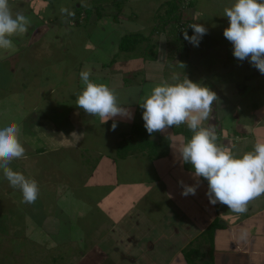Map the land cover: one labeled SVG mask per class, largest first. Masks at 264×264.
I'll use <instances>...</instances> for the list:
<instances>
[{
  "label": "rangeland",
  "instance_id": "obj_1",
  "mask_svg": "<svg viewBox=\"0 0 264 264\" xmlns=\"http://www.w3.org/2000/svg\"><path fill=\"white\" fill-rule=\"evenodd\" d=\"M188 1L192 2V9L199 11L198 16L204 22H207L208 18L209 22H214L216 18L223 16L224 7L233 2ZM60 2H68L66 8L70 12H75L74 5H80L83 22L75 25L74 14L70 15L72 23L69 24V15L60 12L56 20H44L48 26L58 24L59 32L56 38L60 39L47 37L41 47L46 49L47 53L40 54L41 52L37 51L30 57L28 55L32 52H29L20 54L22 57L4 58L3 61L0 59L2 67L7 66V62L9 66L18 61L22 65L13 75L0 72V85H3L0 87V124H18L26 112L24 98L29 97V94L24 96L28 91L20 86L27 84L24 82L27 81L28 74L37 73L36 79L41 84L40 87L58 80L59 90L64 92L71 84H76L77 87L78 84L83 85L80 72L85 70H91L90 79L95 83H110V88L116 89V95L126 93L124 99L118 98V103L128 107L133 113V118L116 119L117 127L112 130V119L103 124L101 121L90 124L92 115H79L88 123L85 128L81 127L82 131L76 132L83 133L84 139L78 148H70L67 152L61 149L59 152L63 157H67L63 160L68 162L69 166L60 169L59 175L51 171L54 173L52 190L48 189L46 181H41L43 171L34 169L38 174L32 179L37 181L40 191L32 204L23 203L20 190L11 187L0 172V264H211L209 243L202 240L200 232L196 233L201 227L196 217L199 215V209L203 208L205 218H208L207 215L212 217L215 213L218 214L219 220L226 224L225 228L217 233L219 242L215 244L213 251L214 264H264V255L256 257L250 253L251 257L247 256L250 246L261 241L259 225L254 221L257 216L253 218V224L249 220L246 225L247 221L243 217L245 212H231L226 205L220 203L215 204L212 213L206 212L212 210V206H208L205 211L206 201L209 200L206 196L207 188L204 193L198 192L203 187L202 178L195 195H180L183 200H177L175 203L171 193L173 188L182 189L178 181L183 180L191 185L196 183V180L191 171L173 167L166 172V182H159L158 178L167 168L165 166L172 162L170 155L165 160L155 162L143 159L141 168L140 164L138 168L134 163V157L123 161L115 155L117 143L130 131L132 122L143 121V109L139 102L144 93L162 80L169 79L174 73H178L181 78L185 74L192 81L206 85L216 92L218 100L212 105L209 122L206 121L205 124L217 126L222 132L219 143L227 148L235 145L233 151L236 152L251 150L257 140H264V75L248 60H237L233 55L232 44L225 37L213 42L214 46L211 48L208 47L206 35L202 37L198 47L188 42L183 52H176L172 59L165 58L167 62L163 70L170 73L164 75L156 67L163 65L162 61L167 54L166 35H153L152 43L157 41L156 60L148 63L138 62L134 53H120L114 65L109 67L110 77L107 80L103 78L107 70L103 72L100 64L108 62L118 51L117 43L124 33L150 32L158 21L156 9L163 0H118L117 3L115 0ZM70 3L72 8H69ZM43 10L48 11L46 7H43ZM209 11L211 17L207 14ZM64 18L65 23L62 21ZM51 20L54 21L48 24ZM204 22L199 21L206 26ZM13 43L18 42L13 40ZM141 46H146V43ZM2 51L0 50L2 54L5 53ZM25 60L28 62V66H25L28 69L23 72L26 70L22 69ZM173 66L175 70L171 72ZM138 69V77H131ZM125 77L128 81L124 83ZM30 80L29 77L28 81ZM81 90L82 88H78L76 93ZM41 93L43 94V89ZM73 101L74 105L70 109L79 108L76 100ZM79 119L80 117L75 121L77 127ZM235 130L249 135L239 138L233 134ZM174 139H177L178 143L179 135ZM175 145L176 143L173 144ZM98 153L111 155L107 157L108 160L104 158L99 162ZM170 153H174L173 150H170ZM64 165L67 164L64 162ZM172 179L176 184L172 183ZM152 182L156 183L155 187L150 185ZM4 183L10 188L5 194ZM178 196L174 198L179 199ZM193 199L196 200L195 206L191 208L188 204L193 205ZM263 200L264 195L250 201L248 208L253 209L251 205ZM222 214L226 216L223 217ZM184 216L191 223L189 229L185 223L180 224L178 221L184 219ZM241 218L242 221H236ZM230 225L240 229L239 234L249 236L251 243L246 242L244 250H240L241 242L234 243L228 235H224L231 234ZM157 229L159 231L155 234ZM192 229L196 230L195 233H191ZM240 238L238 235L237 240ZM190 241H193L191 245ZM190 246H199L202 254L199 257H191V261L187 262L181 250ZM59 253L65 254L64 257L60 258Z\"/></svg>",
  "mask_w": 264,
  "mask_h": 264
},
{
  "label": "clouds",
  "instance_id": "obj_2",
  "mask_svg": "<svg viewBox=\"0 0 264 264\" xmlns=\"http://www.w3.org/2000/svg\"><path fill=\"white\" fill-rule=\"evenodd\" d=\"M61 13L74 15L61 7ZM228 26L223 29L224 37L233 46V55L239 61L249 63L264 75V0H233L223 9ZM199 21L200 17L194 18ZM30 20L20 12L13 14L9 0H0V50H13L11 37L26 34ZM193 29L189 36L183 29L184 40L198 47L207 28L198 22L189 24ZM181 66L184 68V64ZM91 70L80 72L83 89L75 93L76 105L84 113L98 116L101 123L113 120L112 130L117 127L116 117L131 120L133 113L118 103L115 90L103 83L90 79ZM218 100L215 91L194 82L178 73L146 91L139 102L143 109L142 119L149 135L167 133L170 128L186 125L192 133L182 138L173 147L174 156L181 163L190 164L194 184L178 183L181 195H195L200 179L207 181L206 196L212 205H226L231 212L243 214L250 201L264 195V140H257L246 152L233 151L217 143L218 136L213 125H206L212 113V105ZM20 128L15 123L0 126V172L13 188L22 193V202L32 204L39 195L35 179L26 177L10 165L13 160L25 155L19 140Z\"/></svg>",
  "mask_w": 264,
  "mask_h": 264
},
{
  "label": "crops",
  "instance_id": "obj_3",
  "mask_svg": "<svg viewBox=\"0 0 264 264\" xmlns=\"http://www.w3.org/2000/svg\"><path fill=\"white\" fill-rule=\"evenodd\" d=\"M163 1H165V0H163ZM231 3L229 2V5ZM67 4H68V2L63 3V2H60V0H9V6H10L13 14L15 15V13H17V12L22 13L23 15H25L30 20V25L28 27V31L26 34L11 37L12 40H15L18 43L14 44L13 50H3L2 52H5L3 54L0 52L1 61H3L4 58L22 57L20 55L22 53L28 54L29 52L30 53L32 52L31 54L28 55L30 57H32L33 54H36L37 51H40L41 52L40 54H42V52L47 53L46 49L41 48L43 46L42 44L44 42H46L47 37L51 38V36H52L53 39H59V38H56V34L59 32V28L57 26L58 24L57 25L50 24V26H48L44 20H50V19L56 20L58 18V15L61 12L60 11L61 7L66 8ZM69 6H70L69 8L73 7V5L71 3L69 4ZM43 7L44 8L46 7V9H48V11L44 12ZM76 7H80V5H74L73 8H76ZM182 11H183V13H185L186 18L189 20V22H191V23H194V22L199 23V21L204 22L201 20L197 21L194 19L196 16L199 15L198 14L199 11L192 9L191 6L189 8H187V7L184 8ZM210 13H211V11H209V13H207L209 15V17H211ZM213 14H215V13H213ZM65 18L62 20L64 23H65ZM69 20H70L69 24H71L72 18L70 15H69ZM53 21L52 20L49 21L48 24L53 22ZM209 21H210V19L208 18L207 22H204V24L206 25L205 27L208 30L207 34H205V35L208 37V47L212 48L214 46L213 42H215L216 40H219V39L220 40L224 39L223 29L228 26L229 22H228V18L224 17V16H220V18L218 17V19L216 18L214 20V22H209ZM190 31L191 32L189 33V36L192 35L193 29H191ZM18 44H19V46H18ZM11 63H12V61H11ZM6 64H7V66H5V67L0 66V72L9 73L11 75H13V72H15V70L17 71L19 66H22L19 61L16 62L15 64L13 63L14 65L11 64L10 66H9L8 62ZM112 65H114V63ZM164 65L165 64H163V65L160 64L159 67L157 65L156 68H158L157 69L158 71H160L161 73L166 75V73H170V72H166V70H163ZM166 65H168V63ZM25 66H28L27 60H25V63L23 64L22 69H26V70H23V72H26L28 69V67H25ZM102 69H104L103 72H105L107 70L105 72V75L103 76V78H107V80H108L110 77L109 76L110 73L108 72L109 67L107 69H105V68H102ZM174 70H175V66H173L170 71L173 72ZM36 74L37 73H32L31 75L28 74L26 76L27 81L24 82L25 84L26 83L27 84L26 85L23 84L22 86H20V88H23L24 90L28 91L26 94H24V96H27L29 94V97L24 98V101H25L24 106H26L25 107L26 112L22 115L21 120L17 124L20 128L19 140L25 148V155L22 158L13 160V162L11 163L10 166L14 170L20 171L21 173H23L28 178H32V177L37 176L38 171H36V170L34 171V169L42 170L43 176L41 177V179H42L41 181L42 182L46 181L47 185L49 186L48 189L52 190L53 185H54V173L57 172V175H59L60 169L66 168V166H69L68 162L63 160V158H67V157H63V155H60L59 152H61V149H64L63 151L67 152V150L70 148H76V147L78 148L80 142L84 139L83 133H79V134L76 133L78 130L82 131L81 127L83 126V128H85V126L88 124L87 122L83 121L84 118L79 116V115H82V113H84V112L82 109L76 108V107L70 109V107H72L74 105L75 101H73V100H76V97L74 94L77 92L78 88L83 89V85L78 84V87H77L76 84H74V85L71 84V86H69L64 92H61V90H59V87H58V80L53 82V83L51 81L50 83L47 84V86L40 87L41 84L36 79ZM29 77L31 79L30 81H28ZM4 85H5V83H4ZM107 85L109 87L112 86V85H110V83H108ZM118 85H116V86H118ZM2 86L3 85H0V87H2ZM72 86H73V89H71ZM42 89H43V94L41 93ZM113 89L116 91L115 88H113ZM124 95H126V93H120L119 96H122V97L120 98L118 95H117V97L119 99H124V97H125ZM121 102L126 103L125 101H121ZM136 112H138V111L136 110ZM79 117H80V119H79V124L77 127V126H75V124H76L75 121ZM91 117L92 118H91L90 124L93 122L101 121L98 116L93 117V115H92ZM115 119L120 120V117H116ZM109 120H111V119H109ZM207 122H209V120ZM7 123H9V122H7ZM12 123H14V122H12ZM5 124L6 123L0 124V126H3ZM253 128H255V127H253ZM162 134L169 136L172 139V146L174 143H177L176 142L177 139H174V137H176L178 135L173 134L171 129H168L167 133H162ZM221 134H222V132H221ZM233 134L235 136H238L239 138L241 137L235 133H233ZM182 138L183 137L181 135H179V140ZM179 140H178V142H179ZM229 147H231V146H229ZM172 150H173V147H171V152H172ZM98 154H99V156H98L99 162H101V160L103 161L104 158H106L108 160L107 157H109L111 155V154H107V153H105V155H104V153L103 154L98 153ZM169 155H170L169 158L171 159L172 162L171 163L168 162V165L165 166L167 168L164 169L163 175L158 178L159 182L161 180H162L161 182H164V181L166 182V180H167L166 178L168 176L166 174L167 170L169 172V170H171L173 167H176L177 169H183L180 166L179 157L174 156V153H170ZM169 155H167L165 157H160L158 159H154L153 162L158 161V160H163V159L165 160V158L168 157ZM129 157H127L126 159H122V158H119V159L126 161ZM42 158L44 159V161H39V159H42ZM133 160H135L134 163L137 164V166L139 168V164L141 163L142 160H140V159L137 160V156L134 157ZM166 160H168V159H166ZM114 161H116V160L114 159ZM64 162L67 165H64ZM37 163H39V164H37ZM168 167H170V169H168ZM140 168H141V165H140ZM177 169H175V170H177ZM52 170L54 173L51 172ZM54 170H57V171H54ZM49 172H51V173H49ZM172 177L175 179L174 176H172ZM174 179H172V183H175ZM4 184H5V189H4V194H5L6 192L8 193L10 191L9 190L10 188L6 185V183H4ZM150 185L155 187L156 183L152 182ZM202 186L203 187L201 188V190L199 189L198 192L204 193V191H205L204 189H206L208 187V185L204 184V182H203ZM173 189L174 190H172L171 194L173 196L174 202L176 203L177 200L181 202L183 200V199H180L182 189H176V190H175V188H173ZM20 194H21V191H20ZM42 195L45 196L46 194H42ZM174 196H178L179 199H175ZM206 198H204V199H206ZM194 201H196V200L193 199V201H192L193 205H191V203L188 204L191 208H193L195 206ZM206 203H207V205L205 206V211H206L207 207L208 206L210 207V205H211L212 210L206 211V212L212 213V211L215 210V208H214L215 205L210 204L209 200H207ZM130 205L132 206V204H130ZM251 206L253 207V209L248 208V210L245 212L243 217H244V219H246V221H247L246 225H247L249 220H250V223L253 224V218L257 216V218H254V221L259 225V228H258L259 231L258 232H259L261 241L258 243H253V246H250L249 253L247 254L248 258L251 257V256H249L250 253L256 255V257L259 255H264V241L262 242V240H264V200L262 202L255 203ZM128 208H129V206H128ZM203 209H199L200 210L199 215H198V217H196V218H198L197 220L201 223V227H200V229H197V231L192 229L191 233H193V231H194V233H195V231H196V233H199V232L201 233L209 225V223L216 216H218V214L216 215L214 213V214H212V217H211V215H207L208 218H205V213H204V211H202ZM253 213L255 214V216H253ZM137 216L138 215H136V217ZM225 216L226 215H223V217H225ZM242 218L238 219L236 221L240 222V221H242ZM150 220H151V217H150ZM178 221L180 224L185 223V225L188 229L190 228L189 224H191V223H189L187 221L185 216H184V219L181 218V220L179 219ZM232 226H234V227H232ZM232 226H231V230H229L231 232V234L225 233L224 235L226 237L228 235L230 237V239L232 241H234V243L236 241H239V243L241 242L239 244L240 250H244V247L246 246V242L249 241V244H250L251 240H248L249 239L248 235L246 237L245 235L243 236L242 234H239L240 229L238 230V228H235L236 227L235 225H232ZM223 228H225V227L217 228L215 230V233H214V249L216 248L215 244L219 242V240L217 239L218 230H221ZM150 231L152 232V227H151ZM158 231L159 230L157 229L155 231V234ZM215 234H216V236H215ZM238 235L241 236L240 240H237ZM248 262L250 263L249 259H248Z\"/></svg>",
  "mask_w": 264,
  "mask_h": 264
},
{
  "label": "trees",
  "instance_id": "obj_4",
  "mask_svg": "<svg viewBox=\"0 0 264 264\" xmlns=\"http://www.w3.org/2000/svg\"><path fill=\"white\" fill-rule=\"evenodd\" d=\"M117 2L118 0H115V3ZM191 3H189L188 0L163 1V3H161V5L156 9V17L158 21L156 25L153 26L152 29H150V32L148 34H144L140 31H129L124 33L117 43L118 51L112 55L108 62L101 63L100 66L102 68L110 67L116 61V58L120 55V53H127L129 55L134 53V57L136 58V60H138V62L143 61L144 63H148L150 61L156 60L155 48L157 47V41L155 40V42L152 43L153 35H156V37H158L159 35H166L167 54L166 56H164V59L162 61L163 64L167 62V60L165 61V58L170 57L172 59V57L174 58L176 52H183L187 48L188 41L184 40L182 30L186 28L189 34L191 32V28L187 26L191 24V22H189L182 10L186 7L192 6ZM75 9L76 10L74 14H76V19L74 24L79 25L83 20V15L81 12L82 10L80 9V7H76ZM113 18L116 19V17ZM143 43H146V46H141ZM138 74H140L139 69L135 70L134 76L131 77H138ZM123 81L124 83L127 82L128 78L125 77ZM215 128L217 129L216 133L218 136L217 143H219L221 132L218 130L217 126H215ZM170 129L173 134L181 135L183 138H190L192 135V133L187 129L186 125H181L178 128L173 127ZM234 133L241 137L249 135V133H245L240 130H235ZM154 135L158 137L154 138ZM171 147L172 139L169 136L163 135L161 134V132H155L149 135L144 127V121H133L130 131L126 132L120 142L117 143L115 155L118 158L122 159H126L129 156H137L142 161L143 159H146L153 162L154 159L169 155ZM180 166L183 169L193 172L190 164L180 162ZM203 182L204 184H207L206 180H203ZM224 226L225 224L219 220L218 216H216L200 234L202 240L209 243V256H211L212 259L210 261L211 264H214L213 251L215 230ZM192 243L193 241H190L189 245H191ZM181 254L188 262L189 260L191 261V257H199L202 253L199 246H190L184 247L181 250ZM58 255L60 256V258H63L65 254L59 253Z\"/></svg>",
  "mask_w": 264,
  "mask_h": 264
}]
</instances>
